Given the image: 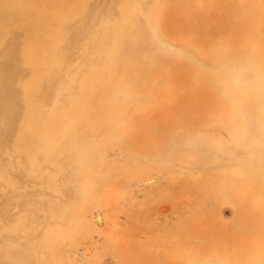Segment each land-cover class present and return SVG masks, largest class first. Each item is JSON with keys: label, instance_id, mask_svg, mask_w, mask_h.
<instances>
[{"label": "rangeland", "instance_id": "rangeland-1", "mask_svg": "<svg viewBox=\"0 0 264 264\" xmlns=\"http://www.w3.org/2000/svg\"><path fill=\"white\" fill-rule=\"evenodd\" d=\"M63 1L42 0L50 4L41 8L63 11ZM129 1L130 21L117 50L103 36L99 44L97 34L101 20L116 15L119 0H75L77 38L64 43L67 67L57 86L30 103L41 113L57 101L67 104L56 92L69 74L74 100L96 108L94 90L81 85L90 63L102 70L91 77L104 82L112 75L134 79L126 95L130 107L122 112L127 122L93 132L76 119V144L91 152L86 167L94 202L83 211L81 238L62 241L60 264H264V0ZM5 9L0 2V27L18 45L21 6ZM7 48L0 46V168L20 186L10 198L12 189L1 194L6 185L0 182V241L13 242L0 246V264H33L48 227L64 221L40 202L69 197L73 152L66 144L58 148L50 184L59 185L46 198L48 183L36 186L27 170V156L42 158L38 133L24 123L13 126L1 107L9 65L21 63L18 51L13 56ZM19 218L27 229L10 237L3 225Z\"/></svg>", "mask_w": 264, "mask_h": 264}, {"label": "bare ground", "instance_id": "bare-ground-1", "mask_svg": "<svg viewBox=\"0 0 264 264\" xmlns=\"http://www.w3.org/2000/svg\"><path fill=\"white\" fill-rule=\"evenodd\" d=\"M144 1L145 0H140L141 3ZM0 2H2L7 9H13V7L17 5L21 6V20L15 22V24L19 26L16 28L14 26V28L16 29L15 33L18 32L17 34H19V32H22L21 36L24 37L23 42H21V38H17L19 37L17 34L14 35L18 43L20 40V44L17 45L16 41L15 44L11 39L13 44L8 38L9 34L7 31H5L3 27H0V46H8L7 50L13 56H18V54H16L18 51V58L21 59L19 68L9 65V76L6 77L4 83H2L6 89L3 94L4 99L2 98V103L6 102V107L2 105L1 107L8 112L5 113L9 116L10 123L13 126L16 122L24 123L26 126L34 127V130L38 133V147L42 158L38 159L36 156H27V170L32 176V180L35 181L36 186L43 182L48 183L46 187V198L52 196L50 195L51 192L53 193L56 191L59 185L58 182L52 183V185L50 184L51 174L53 170L55 171V167L59 163L57 152H62L58 148L60 145L66 144L73 152L71 157L74 162V168L72 170L74 185L72 191L68 195L69 197L61 203L53 197H50L47 201L42 200L40 202V204L43 205V209L47 207V210H51L53 218L57 215H62L64 221L54 230L48 227V231L45 235L46 240L44 247L41 253L36 257L37 259L33 262V264H60L59 259L64 252L63 246L61 245L62 241L66 240V238H73L74 242L76 238H81L83 232L78 229L82 225V222L84 223L85 221L83 219L85 218V212L83 213V211L86 210V206L88 207V203L90 205L91 202H94L90 201L93 195V182L90 181L89 178L91 169L86 167L88 159H91V152L79 148L76 144L78 137L76 119L81 118L84 120L86 122L85 125L89 126L90 130L93 132H97L100 128H103L111 122H121V120L123 121L122 123L127 122L128 118L122 112L128 111L130 107V102L126 95L130 93L134 79L132 78L129 81L120 82L112 79V75L108 82H104V80L100 79V76L91 77L94 73L102 74V70L90 63L89 71L86 74L88 77L82 79L81 85L85 89L94 90L93 95L98 102L96 108L86 107V100L83 98L78 101L74 100L69 90L72 83L71 76L66 74L67 79L64 81V86L57 88L56 96L58 99H64L63 96H65L67 104L64 105L57 101L50 107L48 112L41 113L39 110L33 112L30 105L31 101L42 97L47 91L52 90L51 88L57 86L58 81L61 79V76L58 75L67 67V55L63 46L68 38V42H73L74 40L70 37H73V35L75 37L76 35L72 23L74 22V10L77 7V2H75V0L63 1V11L59 12L54 10L50 12L46 8H41L42 5L47 6L50 4L48 2L42 4V0H24V7L22 5V0H0ZM119 2L120 7L114 18L111 20H101L100 24L102 28L98 30L97 36L99 44L102 43L103 36V38L109 40L110 43L115 44L117 50H122V38L120 34L130 21V1L119 0ZM131 2L133 4L134 0H131ZM152 9L155 10L154 4L152 5ZM4 17L5 24L12 23L6 15H4ZM2 24L3 21L1 20L0 25ZM76 38L77 37H75V40ZM71 39L73 41H71ZM73 45L74 44H72V46ZM135 65L136 68L142 72V63L137 61ZM77 105L80 109L78 111L79 114L74 111L78 109ZM129 123L127 125H129ZM11 135L12 132L9 131V134L5 137V141H7L6 143H8V145H11ZM5 153L10 161L16 162L11 160L12 156L8 151ZM11 175L12 173L10 171H5L0 168V182L6 185H2L3 187L5 186L4 188L6 190L4 189L1 191V194L4 191L7 192V188H11L12 191H10L12 194H10L11 192L9 193L10 198L11 195L13 198H16L15 194L20 186V181L12 180L11 178L13 176L11 177ZM5 192L3 194H6ZM3 196L5 197V195ZM73 197L79 200L78 202H81V205L78 206L75 204ZM101 200L102 198L95 202L99 203ZM0 225H2V223ZM3 226V228L6 229L5 233L7 232L10 237H14L26 230L28 223L19 218L16 223L10 224L7 227H5V225ZM2 231L3 230L0 231L1 234ZM3 243L11 244L13 242L1 239L0 246ZM85 246L88 245L85 244ZM74 247V250L77 251L76 246ZM64 249L67 248L64 247ZM104 250L106 249L104 248ZM78 252L81 253V250H78ZM9 256L10 254H7V258ZM63 259L64 258L61 260ZM73 264L75 263L73 262ZM114 264H117V262L114 261Z\"/></svg>", "mask_w": 264, "mask_h": 264}]
</instances>
